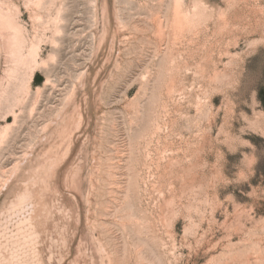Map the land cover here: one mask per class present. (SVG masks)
<instances>
[{
    "label": "rangeland",
    "instance_id": "rangeland-1",
    "mask_svg": "<svg viewBox=\"0 0 264 264\" xmlns=\"http://www.w3.org/2000/svg\"><path fill=\"white\" fill-rule=\"evenodd\" d=\"M13 2L0 212L29 192L39 262L264 264V0H183L181 34L173 0Z\"/></svg>",
    "mask_w": 264,
    "mask_h": 264
},
{
    "label": "bare ground",
    "instance_id": "bare-ground-1",
    "mask_svg": "<svg viewBox=\"0 0 264 264\" xmlns=\"http://www.w3.org/2000/svg\"><path fill=\"white\" fill-rule=\"evenodd\" d=\"M182 1L173 0V24L178 34L183 33L184 26L194 23L199 17L195 2L193 9L183 14L180 10ZM44 3L45 0H27V4L32 6L34 18L39 17ZM52 6L54 2L50 8ZM219 16L222 17V12ZM62 18L59 9L52 19L55 28H60ZM38 50V44L28 39L20 22L17 4L13 0H0V96L4 92L2 80L13 77L14 72L28 59L37 63ZM11 127V124H6L0 131V144ZM33 203L29 192L24 190L0 212V264H41L36 252L39 234L30 214Z\"/></svg>",
    "mask_w": 264,
    "mask_h": 264
}]
</instances>
